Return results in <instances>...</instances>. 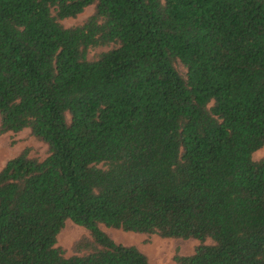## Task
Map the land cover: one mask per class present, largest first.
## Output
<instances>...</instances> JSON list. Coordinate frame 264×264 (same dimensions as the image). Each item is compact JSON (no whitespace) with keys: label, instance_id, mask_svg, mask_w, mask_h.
<instances>
[{"label":"trees","instance_id":"16d2710c","mask_svg":"<svg viewBox=\"0 0 264 264\" xmlns=\"http://www.w3.org/2000/svg\"><path fill=\"white\" fill-rule=\"evenodd\" d=\"M26 129L48 155L0 170V264H149L101 226L264 264V0H0V135Z\"/></svg>","mask_w":264,"mask_h":264},{"label":"rangeland","instance_id":"374dc122","mask_svg":"<svg viewBox=\"0 0 264 264\" xmlns=\"http://www.w3.org/2000/svg\"><path fill=\"white\" fill-rule=\"evenodd\" d=\"M94 7H89L74 19H65L61 24L65 28L81 25L93 13ZM108 48L93 49L89 51V59L96 57L100 52ZM177 70L181 75L185 74V69L177 63ZM27 150L29 157L43 160L47 157V147L31 136L29 130H23L20 133H6L0 135V170L5 166L7 161L18 156L22 151ZM264 159V146L252 155L253 161ZM101 230L107 234L116 244L124 246H134L143 253L149 264H175V256H189L194 252L195 247L199 244L196 240L182 239H162L157 235L136 234L124 232L122 230L106 228L101 226ZM89 233L84 228L78 227L66 221L64 228L57 236L56 247L60 248L66 257L73 253V244L82 237H88ZM205 244H212L210 239Z\"/></svg>","mask_w":264,"mask_h":264}]
</instances>
